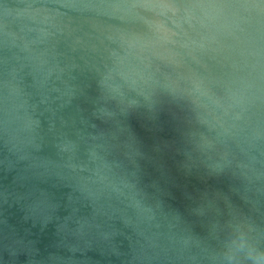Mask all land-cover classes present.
<instances>
[{
	"label": "water",
	"instance_id": "1",
	"mask_svg": "<svg viewBox=\"0 0 264 264\" xmlns=\"http://www.w3.org/2000/svg\"><path fill=\"white\" fill-rule=\"evenodd\" d=\"M0 264H264V0H0Z\"/></svg>",
	"mask_w": 264,
	"mask_h": 264
}]
</instances>
